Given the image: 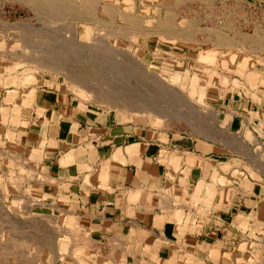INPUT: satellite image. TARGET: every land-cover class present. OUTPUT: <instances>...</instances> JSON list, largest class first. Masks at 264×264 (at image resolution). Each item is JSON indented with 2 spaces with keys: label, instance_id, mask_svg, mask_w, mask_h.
Instances as JSON below:
<instances>
[{
  "label": "crops",
  "instance_id": "crops-1",
  "mask_svg": "<svg viewBox=\"0 0 264 264\" xmlns=\"http://www.w3.org/2000/svg\"><path fill=\"white\" fill-rule=\"evenodd\" d=\"M2 78L0 132L12 131L5 148L14 149L10 154L2 150V161L11 165L15 161L10 155L17 156L18 165L33 167L42 178L33 184L55 187L53 201L60 215L67 212L82 218L105 257L116 258L129 248L127 264L180 262L181 253L193 255L197 263L199 255L208 258L216 243L231 249L240 238L251 239V231L242 232L236 225V214L252 212L256 228L264 227V191L259 187L264 185L257 184L249 192L251 186L242 179V188L238 185L239 191L230 193L236 184L232 170H219L218 163L228 165L235 155L218 141L188 134L172 137L168 132L163 141L161 132L136 117L122 121L98 107L99 111L86 109L84 102L48 83L27 85L19 76ZM11 82L14 89L5 93L2 88ZM235 96L238 94H230L221 102L217 94L215 100L228 111L259 107L247 98L235 104L239 102ZM4 97L9 102L2 101ZM247 100L252 101L249 107ZM164 150L169 155L165 163L161 160ZM190 154L201 161L187 164L184 157ZM220 177H226L225 184H218ZM223 190L228 192V204L218 209ZM78 222L84 225L80 219ZM188 222L189 228H185ZM197 225L198 230L190 229ZM173 241L176 255L171 249Z\"/></svg>",
  "mask_w": 264,
  "mask_h": 264
},
{
  "label": "rangeland",
  "instance_id": "rangeland-1",
  "mask_svg": "<svg viewBox=\"0 0 264 264\" xmlns=\"http://www.w3.org/2000/svg\"><path fill=\"white\" fill-rule=\"evenodd\" d=\"M72 1H74V3H76V5H78L81 10H84V7H81V4H80L82 2L81 0H72ZM97 1L99 3L97 4L96 7H94V9H95L94 11L91 9L92 12H94L91 16L95 15L94 16L95 19H97L99 21H103L104 25H106L105 26L106 28L110 27L111 31H113L115 29L114 26H116V28H117V25H120L119 27H121V25L128 23V21L124 20V17H122L120 14H116L114 16V18L112 16V14L111 15L108 14V12L105 9L106 6L104 5V2H103L106 0H97ZM162 1L163 0H109V1L107 0V2L112 3L111 4L112 9L117 8L121 12L123 11L124 13H131L137 17H141L140 15H143V17H141V18H142V24L145 27L152 25L151 24L152 22H150L151 16H149V15L153 16L156 14H160L161 17L166 15L167 9L165 10V8H163ZM28 5L29 4H26L24 2L23 3L22 2L20 3L19 1L17 2L16 0H0V25H1L0 26V35H3V37H4V38H2V36H0V85L1 86L3 84L2 76H6V75L10 76L11 78H16V76H19L22 79H25L24 76H26V77H28L26 79L27 85L33 83V84H36L39 86L42 83L43 84L46 83V82H41V80L35 79V77H32L33 74L31 71H29L28 74H24L25 68H32V67L35 68L36 65H35V63H32L28 60V58H30L29 57L30 55L27 57L25 52H23V49H24L25 44H29L31 46H34L33 44H36L35 46H37V45H39L40 42L47 44L50 40H49V38L42 39L41 37H38L37 35H38V33H40V32H38L39 30H37V32H36V30H31V29H29L31 31H28V33L30 32L29 34H25L23 36L21 34L20 37L18 35V37L13 38V37H15L16 34H20V31L17 30L18 28L15 27L18 24H20V26H21V24H23L22 26H27V27L29 26V28H31V27L36 28V26L38 25L37 27H40L42 29L45 28V29L49 30L46 33L49 34V32H52L51 37L53 35V38H52L53 42L56 43V45H58V47H60V48L67 47L66 45L70 44V42L72 41L74 47L73 46L70 47L71 49L68 48V52L70 51L69 52V53H71L70 55H73L72 53H75L74 56L77 58H84V56L87 53H90L89 55H92V56H98L99 54L103 55L104 52L106 53V51L111 53L114 50H115L114 51L115 53H117V54L119 53V55H121V56L124 53V55L121 57V59L123 58L121 60V62H117L118 65L122 67V69H120L121 67H119L117 64H116L118 66L117 69L115 67H113L115 65L114 62H111L110 64H108L110 66L111 72L107 68V71L109 73H111V74L114 73L116 75L120 74L122 79L124 77L121 75V73H117L118 69H119V71L121 70V71L127 72V71H130L129 68L131 66H132V68L135 67V64H133V62H131L132 59H130L131 58L130 56H134L133 61L138 59L140 62L143 63L142 68H144V69L139 70L140 72L137 71V73L139 72L138 76L141 77L140 79H138L139 82H137L138 80L137 81L134 80L139 85H141L140 86V87H142L141 90L145 87L143 89V93L141 94L142 97L143 96L146 97L147 95L150 96L152 94L151 98H153V100L150 99L149 96H147V98H149V101L152 100L153 102L155 100H158L160 97L161 100L159 99V101H155L154 103L158 104V102H159L160 103L159 105H161V103H163V104L165 103L166 107L178 106L177 107L178 109H180V110L183 109V107L181 105L177 104L178 100L179 99L181 100L182 98H189V90H190L189 89V86H190L189 83L184 85V82L188 81L190 78H198V77L202 76L204 74L203 73L204 71L202 69L208 70V72H206L207 78H205L204 82H205V85L207 88L214 89V91L208 90L207 93H203L201 95L202 96L201 100H203L204 102H202V103H201V101L198 102L199 99H198L197 95H195L194 98L190 97V104H191V107H193V106H194V108L197 107L199 109L205 110V112H206V110L207 111L211 110V111H215V113L219 114V120H216V125H217V123H219L218 125H222V131H224L225 133L227 132V133L224 134V132H223V135L221 137H218V138L215 137V139H214V136L213 137L208 136V137L212 140L218 141L224 147H227L229 152H232L235 155L233 161H227V162H229L228 165L226 164L225 161L218 163L219 170H222V171H227L228 169L232 170L231 178H233L235 180L236 184H235V186H233L234 189L230 193L233 194L236 191H239L238 185L242 188V185L240 183L242 181V179H244V181L250 186H253L255 184H260V183L264 185V172H263L264 171V97H262V96H264V85L261 87L259 85H252L251 86L247 83L248 81H246L244 79V76H245L247 70L256 71L258 67L264 68V49L263 48H261L262 50L260 48L255 49L254 47L251 46V44L249 46L248 42H245V44L237 43V45L235 44L234 46H226V47L217 46L216 47L213 45L214 41L213 42L212 41H209V42L206 41L207 37H209L210 40H211V38L213 39V37H214L213 34L210 33L211 31H209L208 28L210 30L215 28L218 30H224L226 32L230 30L229 33L234 31L235 34H236V32L237 33L240 32L239 34H241V32L242 33L244 32L243 34H245L247 32L246 34L251 33V35H254L255 32H262L264 30L263 29L264 28V0H184V1L178 0L177 5L175 6V9L177 12V17L174 21V23H175L174 25L178 28L182 27V28L187 29L191 23H193L194 25L196 24L198 27H196L197 29H194L196 31V33L193 35V38H196V39H194V42L189 43V42L181 41L179 39H172V40L166 41L165 38H160V39L156 40L154 38H151V36H149V35H146L144 37L141 36L139 38L143 42H140L137 39L135 40V38L134 39L133 38L128 39L129 37L124 38L125 36L124 35L120 36V34H119V36L117 35L118 37L114 36L113 38L112 37L106 38L107 37L106 34L105 35H103V34L107 31H104V32L101 31L102 34H100L101 35L100 39L102 42V46L98 47L95 45L97 48L93 44H96V40L94 39V36L96 35L95 33L98 32V30L95 29L93 25L85 24L86 33L81 36V35H79L80 23H75L71 19L68 21V18H67V19L63 20V22H57V24L56 23L51 24L52 26H50V24H48V23L41 22L38 19V15L34 12L35 10H33V8H30ZM113 6H115V7H113ZM165 6H168V5H165ZM187 14H189V15H187ZM188 16H192V17H188ZM190 20H192V21H190ZM193 20H195V21H193ZM64 21H65V23H64ZM186 23L187 24L189 23V25L186 26L187 25ZM44 24H46V25H44ZM228 24H229V26H228ZM44 26H46V27H44ZM47 27H49V28H47ZM221 27H224V28H221ZM235 27H236V29H235ZM199 29H202L203 31L199 30ZM205 29L208 30L209 32L206 31ZM75 30H77V31H75ZM197 30H198V32H197ZM201 31L204 33H202ZM32 32H34V33H32ZM93 33H94V35H93ZM27 35H28V37H27ZM22 38L24 40H22ZM37 39H39V40H37ZM60 39H62V40H60ZM25 40H26V42H25ZM75 40L79 41V43ZM38 41H39V43H38ZM175 41H177V42H175ZM83 43H86L88 45L83 44ZM59 44L60 45L62 44V46H60ZM153 46L155 48H157L158 50L157 49L154 50ZM76 48H77V50H76ZM116 48H118V49H116ZM250 48H251V50H250ZM253 48L255 50H253ZM26 50H29V49L27 48ZM93 50H95V51H93ZM14 51L17 53H15ZM24 51H25V49H24ZM99 51L100 52L102 51L103 53L102 52L100 53ZM121 51L123 53L120 54ZM127 51H128V53H127ZM172 55L175 56L174 59L177 62H179V64L181 65L179 67L175 66V65H170L175 70L179 69L178 71H175V72L174 71L173 72L172 71L171 72L166 71L162 67L165 65L164 64L165 60L167 58H172L173 57ZM203 55H208L207 60L202 59ZM78 56H80V57H78ZM22 57H23L24 61L22 60ZM126 59H128V60H126ZM15 60L16 61L21 60L22 62L20 65L16 64L17 66L15 65V67H13L11 62H13ZM126 63H128V64H126ZM90 64L91 65H87V66H90L92 68L95 66V64L92 62ZM9 65H11V66H9ZM81 66L82 65H80V67ZM211 68H217L218 73L216 72V74L219 75L218 77L216 76L215 72L213 74V70H211ZM114 69L117 71H115ZM149 70L152 72H149ZM258 70H259V68H258ZM167 72H170V73H167ZM149 73H151V75H152V73L153 74L155 73L154 75H157L159 77L158 80H154L153 77H148V76H151V75H149ZM37 74H38V77L40 79V76L42 75V73L39 72ZM140 74L143 76H141ZM43 75H45V74H43ZM143 77H145V78H143ZM261 77L262 76H260V78ZM48 78H49L50 82L51 81L59 82L60 79L62 78V75L50 74ZM142 79L145 81H142ZM218 79H219V81H218ZM66 80H68V79H66ZM224 80H227V82ZM6 81H8V79ZM147 82L150 83V86ZM164 82H165V84H164ZM166 83H167V85H166ZM244 83H246V84L244 85ZM138 84L134 85V83H133V87L135 86V89H137L136 87L139 86ZM53 86H55V85H53ZM151 86H153V87H151ZM166 86L170 87L171 91L176 92V94H177L176 96H178L177 99L179 97H181V98H179L177 100L176 96H174V94L169 95L170 94V93L168 94L169 88L168 87L165 88ZM4 87L5 88H2L4 91L12 90V89H14L15 84L13 82H11V83L5 84ZM64 87L65 88H63V87H59V88L67 91L69 96L74 97L75 100L84 102L86 104V106H85L86 109L90 108L92 110H98V111H99V109L104 110L106 112H110L117 119L122 120V121H130L134 117H136L137 119L141 120L144 123H149L157 132H161L160 133V135H161L160 139L163 141H165L166 132H168L169 135L172 134V137H178L179 135L188 134V135L193 136V137H199V139H200V137H203V139H206V140L209 139V138H207V136H204V134L197 131V127H198V129L202 130L201 126L200 127L197 126L194 128L190 125V123H192L191 119H189V121L187 123L183 120H177V119L172 120V118H169V119L164 120L166 122L165 125H156V124L151 123L150 118L148 117L147 114H136L135 116H132V119L125 120L126 118H124L123 115L117 110V108H120L119 107L120 105H118V107L116 106L117 108H112V107L108 106L107 104H106L107 105L106 106L104 103L103 104H100V102L95 103V102H93L94 100H92V97L89 98L91 100L87 99L88 97L82 98V96H78L79 94L76 93L74 90H73L74 92L72 91V89L70 90L68 85L64 86ZM149 87H151V89ZM157 87L160 90V92L158 91L156 93L155 91H157ZM152 88H156V89H154V91H153ZM165 89H167V90H165ZM163 90L165 91V93H167L166 95L163 92ZM178 90L182 92L180 95H178L179 93H177ZM216 90L218 92L221 90V92H220L221 95L219 93H217ZM244 91L246 93H244ZM145 92H148L151 94H148ZM153 92L155 95L153 94ZM161 92H163L164 94ZM144 93L147 95L145 96ZM159 93H161V96L163 94V96L161 97ZM234 93L238 94V96H235L234 98L239 101V102H235V104H239V103H241L240 101L247 98V99H251L259 107H256V110L244 109V111H243V109L239 110V109H234L235 107H233V109L231 108L232 110L228 111V110H225V108H224L225 105H224V107H220L217 105V104H220L221 102L225 101V99H227V97H229L230 94H234ZM217 94L221 98V102L215 100V99H217ZM153 95L156 97L158 96L157 99H155V97ZM171 96H173V97L171 98ZM168 97L170 100L168 99ZM163 99L164 100L166 99L167 101L166 100L164 101ZM0 100H1V97H0ZM173 100L174 101L176 100V103L173 102ZM161 101H163V102H161ZM252 101L249 102L247 100V102H245L246 107H249L248 104L249 105H250V103L252 104ZM0 103H1V101H0ZM171 103H173V104H171ZM179 103H181V102L179 101ZM231 106L232 105L228 106V108H230ZM242 106L243 105H241L240 107H242ZM172 110L175 111V109H171V111ZM254 113H255V115H253ZM221 116H223V117H221ZM224 120H225V124H221V122H223ZM209 123H210V121H209ZM213 124L216 127L215 122ZM196 131L199 133H197ZM2 135H3L4 139L2 138ZM7 140H8V135L0 132V152H1L0 155H1V157L3 155L2 150L4 151V153L7 152L9 154H10V151H11V153L14 152L13 148L11 150L5 151L6 150L5 142ZM239 145H243V146H239ZM245 146H247V147H245ZM245 149H246V152H245ZM219 150L227 151V149H224V148H220ZM10 156H11V159L15 161L14 164L9 165L5 161L4 162L2 160L0 161V175L4 176V177L2 176V179H0V231H1V233H0V254H1L0 255V261H1L0 264H67L68 262H70L68 264H81V263H79V259H77V257H76L77 256L76 253H78V247L74 246L75 244L73 245V243L75 241L73 242L72 239L62 238V237H65V235H64L65 233H63L64 231H66L67 234L69 235V233L71 234L70 231H72V230L70 229V227L67 228L64 225V221H63L64 217L68 213L66 212L67 213L66 215H65V213L60 215V213H62V212H59V209H57L55 206V203L53 201L55 189H53L54 191L52 193V191L49 190V187H51V186H42L39 184H33V181H35L36 179L41 181L42 178L40 176H37V175H34V176L31 175L32 177L30 176V174L24 175V171H23L24 169H26V168L32 169L33 167L20 166V165H18V161H17L18 157L14 156V155H10ZM223 162H225V163H223ZM243 166H244V168H242ZM203 168H204V165H203ZM243 169H244V173H243ZM8 172L11 174H8ZM27 175H28V178H26V182L29 184V187H35L36 188V193L33 195L34 198L38 199L39 202L41 203V205H43V206L34 205L31 208H32V210H34V212L36 211V213H39L37 218H40V221H44V223L43 222L40 223V221H35V220H38L37 218L36 219H34V218H30V219L28 218L27 219V218L15 217V214L13 212V208L10 206V202L13 200V198H17L16 200H18V198H20V197H18L20 192H18L17 189L15 190L17 185H14V184L18 180L21 187H24L23 186V183L25 181L24 176L27 177ZM14 176L16 179L13 178ZM258 177H260V178H258ZM226 181H227L226 177H224V178L220 177V182H218V184H221V185L225 184ZM2 186H5L7 188V190L4 191V188H2ZM41 191H43L44 193L41 196H37L36 194H40ZM5 193H6V195H5ZM45 193L49 194V195L52 194L51 195L52 198H48V195H46ZM227 202L224 204L218 205V208H220L224 205H227ZM50 204L53 205L52 206L53 208H51ZM5 211H7V213H5ZM250 213H252V212H250ZM4 214L6 217H4ZM52 214H54V215H52ZM1 215H3V216H1ZM240 215H243V213L240 212V213L236 214L237 217H239ZM244 215H246V214H244ZM7 216H8V218H7ZM45 216H47V217H45ZM15 219H16V221H15ZM19 219H20V221H21V219L23 221L20 222ZM78 219H80L81 222H83V224L85 225L84 226L80 222H78L79 228L81 227L80 229H83V228L85 229V230L84 229L81 230L82 231L81 234L85 233L86 234L85 237H87V239L89 240V238H92V237L90 236V233H89L88 224L85 221H83L82 218H77V220ZM27 220H29V223H27L28 222ZM248 221H249L248 228H246L245 230L242 229V227H241L242 225L239 226L238 222H237L238 225L237 224L236 225L238 226V228L242 232L246 231V230L251 231L252 234L251 235L249 234L251 239H249V237L248 238L242 237L235 244L234 248H231V249L230 248H222L220 242L216 243V244H220V247H221V248L220 247L218 248L219 249V251H218L219 258H217V259H214L212 257L207 258L206 256L203 257V256L199 255V258H198L197 263H196V261H195L196 259L194 258L193 255H190V254L183 255L184 256V258H183V256H181V254H180L178 256L182 260L180 262H175L172 264H200L201 262H203V259H206V262H205L206 264L211 263V261L213 264H217V263L218 264H238L239 262L236 261V256H238V254H241L242 258L246 261V264H256L257 259L255 258L254 254H255V252L260 251V249L262 251L261 244H263V241H264V231H263L264 227H263V225H261V227H263V230H259L258 228H256L257 222L255 221L254 218H248ZM19 222H20V224H19ZM192 223H193V220H192ZM12 224H14V225H12ZM38 224H40V225H38ZM21 225L23 226V229H21V227H22ZM32 225L34 228L32 227ZM188 225H190L189 222L186 223L185 228L188 227ZM198 226L199 225H197L196 227L191 226L190 228H191V230H194V229L198 230L199 229ZM28 227H31V228L28 229ZM44 227H45V229H43ZM49 230H50V232L51 231L52 232L50 233ZM56 230H58V231H56ZM61 230H63V231H61ZM15 233H16L17 238L14 237ZM34 233L36 235H34ZM20 234L23 237H21ZM53 234H56V237H54ZM258 234H260V235H258ZM18 235L20 238L18 237ZM49 235H50V237H49ZM37 236L42 237V239L44 237V239H43L44 241H42V239L40 237H39V239H37L38 238ZM12 237H14V240L12 239ZM25 237H27L28 239ZM33 237L39 241L37 242V240H35L36 241L35 242L33 240L34 239ZM21 238H24V239H22L20 241ZM46 239L48 240V242L51 240L55 244L51 241H50L51 243L50 242L48 243L46 241ZM70 240H71V242H70ZM90 240H89L90 242L88 241L90 243L89 246L94 251V253H93L94 255H92V257H91V263L92 264H97L99 262H102V264H121L120 262H122L123 259H125V262H127V260H126L127 253L126 252H128L129 250L131 251V249L125 248L124 249L126 251V252H124L125 254L122 253L123 255L120 254L116 258L111 256L110 258H112V259H110L109 257H105L103 254H101V252L98 249L97 245L95 244V240L93 238ZM178 240H179V238H178ZM242 240L245 242V246L239 247L240 242ZM14 241H16V242H14ZM22 241H24V243ZM45 241L47 243H43ZM175 241H177V240H175ZM175 241L172 242L171 249L176 255L178 249H176L174 244H173ZM17 242H19V243H17ZM27 243H28V245H27ZM36 243H38V244H36ZM52 243H53V245H52ZM60 243L63 244V246H64V251H62V252H60V250L58 249V246L60 248V245H59ZM44 244H47V245H44ZM35 245L36 246L40 245V246L36 247ZM48 245L50 247L52 245L53 247L50 248ZM34 246L36 247L37 252L35 251ZM74 247H76V248H74ZM173 247H174V249H173ZM257 247L258 248L261 247V248L259 250H257ZM1 249H4V250H1ZM49 249H51V251ZM53 249H55L56 251L55 250L52 251ZM6 250L9 252V254L7 253ZM38 250H40V251H38ZM84 250L86 251L87 249H84ZM189 251H191V250L189 249ZM66 253H68V254H66ZM2 254L5 257L2 256ZM53 254H54V257L52 259ZM175 255L173 254L171 256L172 257L171 260L174 261ZM55 256H56V259H55ZM35 257H37V258H35ZM186 258H188V260ZM190 258H191V260H190ZM220 258H222L224 260L222 261V259H220ZM165 260H167V257L165 258ZM214 260H217V261H214ZM226 260H228V261H226ZM113 261H114V263H113ZM39 262H41V263H39ZM109 262H111V263H109Z\"/></svg>",
  "mask_w": 264,
  "mask_h": 264
},
{
  "label": "bare ground",
  "instance_id": "bare-ground-1",
  "mask_svg": "<svg viewBox=\"0 0 264 264\" xmlns=\"http://www.w3.org/2000/svg\"><path fill=\"white\" fill-rule=\"evenodd\" d=\"M17 2L19 1L20 3L22 2H24V3H26V4H29L28 6L30 7V8H33V10H35L34 12L38 15V19L41 21V22H43V23H48V24H50V26H52L51 24H57V22H63V20H65V19H67L68 18V21L71 19V20H73L75 23H80V25H79V35H84L85 33H86V31H85V24H91V25H93L94 26V28L95 29H97L98 30V32L97 33H95L96 35L94 36V39L96 40V44H93L94 46L96 45V46H102V42H101V35L100 34H102L101 33V31L102 32H104V31H107V32H105L103 35H105L106 34V38H109V37H114V36H119V34H120V36L121 35H124L125 37L124 38H128V39H134L135 38V40L137 39L138 41H140V42H143L142 40H140L139 38L141 37V36H146V35H149V36H151V38H154V39H160V38H165L166 39V41L168 40H172V39H179V40H181V41H184V42H189V43H191V42H194V39H196V38H193V35L196 33V31L194 30V29H197L196 27H198L196 24V26L193 24V23H191L190 24V26H188L189 25V23L186 25V26H188V28L187 29H185V28H178V27H176L174 24V21H175V19H176V17H177V12H176V9H175V6L177 5V3H178V0H163L162 1V5H163V8H165V10L167 9V13H166V15L165 16H163V17H161L160 16V14H156V15H149V16H151V20H150V22H152L151 24V26L149 25L148 27H145L143 24H142V18L141 17H143V15H140L141 17H137V16H135V15H133V14H131V13H124L123 11L121 12V11H119L117 8L115 9V8H113L112 9V3L111 2H107V0L106 1H103L104 2V5L106 6V11L108 12V14H112V16H113V18H114V16L116 15V14H120L122 17H124V20H126V21H128V23H125L124 25H121V27H119L120 25H117V28H116V26H114L115 27V29L113 30V31H111V29H110V27L109 28H106L105 26L106 25H104V22L103 21H99V20H97V19H95V15L94 16H91L94 12H92V10L94 11L95 9H94V7H96L97 6V4L99 3L97 0H81L82 2L80 3L81 4V7H84V10H81L80 8H79V6L78 5H76V3H74V1H72V0H16ZM109 1V0H108ZM184 1V0H183ZM182 4V3H181ZM165 5H168V6H165ZM108 7V8H107ZM113 7H115V6H113ZM188 8V7H187ZM209 8V7H208ZM83 9V8H82ZM92 9V10H91ZM158 9V8H157ZM179 10V9H178ZM96 13V12H95ZM241 13V12H240ZM107 14V13H106ZM136 14V13H135ZM179 14V13H178ZM186 14V13H185ZM184 14V15H185ZM164 15V14H163ZM187 15H189V14H187ZM186 15V16H187ZM193 16V15H192ZM192 16H188V17H192ZM211 16V15H210ZM111 17V16H110ZM109 17V18H110ZM195 17V16H194ZM97 18V17H96ZM112 18V17H111ZM196 19V18H195ZM228 20V19H227ZM190 21H192V20H190ZM193 21H195V20H193ZM245 21V20H244ZM72 22V21H71ZM64 23H65V21H64ZM25 24V23H24ZM107 24V23H106ZM217 24V23H216ZM219 24V23H218ZM224 24V23H223ZM11 25V24H10ZM23 24H21V26H20V24H18V25H16L15 27H17L16 29L17 30H19L20 31V34H16L15 35V37H13V38H16V37H18V35H19V37H20V35L22 34V36L23 35H25V34H29L28 33V31H31V30H36V32H37V30H39L38 32H40V33H38V37H41L42 39H45V38H49V42L47 43V44H45V43H43V42H40L39 43V41H38V43H39V45H37V46H35L36 44H33L34 46H31V45H29V44H25L24 45V49H25V51H24V49H23V52H25V54L27 55V57L29 56L30 58H28V60L30 61V62H32V63H35V68H25V70H24V74H28V72L29 71H31L32 72V74H33V76L32 77H35V79H37V80H41V82H46V83H49V84H52V85H55V86H57V87H63V88H65L64 86H67L68 85V87L70 88V90L72 89V91L74 90L76 93H78L79 95L78 96H82V98L83 97H88L87 99H89V98H91L92 97V100H94L93 102H95V103H99L100 102V104H107L108 106H110V107H112V108H117L118 107V105H120L119 107L120 108H117V110L123 115V117L124 118H126L125 120H129V119H132V116H135L136 114H147L148 115V117L150 118V121H151V123L152 124H156V125H165L166 124V122L164 121V120H166V119H169V118H172V120L173 119H177V120H183V121H185V122H187L188 123V121H189V119H191L192 120V123H190V125L192 126V127H197V126H201L202 127V130H200V129H198V127H197V131H199L200 133H202V134H204V136H207V138H209L208 136H210V137H213L214 136V139H215V137H221L222 135H223V132L224 131H222V125H218L219 123H217V125H216V120H219V114H217V113H215V111H211V110H206V112H205V110H202V109H199V108H197V107H195L194 108V106L193 107H191V104H190V97L192 98H194V96L195 95H197L198 96V102H200L201 101V103L202 102H204L203 100H201L202 99V94L203 93H207L208 92V90H212V91H214V89H211V88H207L206 87V85H205V82H204V80H205V78H207V75H206V72H208V70H205V69H202L204 72V74L202 75V76H200V77H198V78H190L188 81H185L184 82V85L185 84H188L189 83V98H182L181 100L179 99V98H181V97H179L178 99H177V97L178 96H176L177 94H176V92L175 91H171L170 90V87H168V86H166L165 88H169L168 89V94L169 95H173L174 94V96H176V99L178 100V103L177 104H179V105H181L182 107H183V109H178L177 107L178 106H176V107H173V106H168V107H166L165 106V103L163 104V103H161V105H159L160 103L158 102V104L157 103H154L155 101H159V99L161 100V98L159 97V99L158 100H155L154 102L152 101L153 100V98H151V93H148V92H145V93H148V94H151L150 96L149 95H147V94H145V96L147 95V96H149V98L150 99H152L151 101H149V98H147V96L146 97H142V93H143V89L145 88H143L142 90H141V88L142 87H140L141 85H139L137 82H139V80L138 79H140L141 77L140 76H138L139 74V70H141V69H144V68H142V62H140L138 59L137 60H135V61H133V59H134V56H130L131 58L130 59H132V61L131 62H133V64H135V67H133L132 68V66L129 68L130 69V71H127V72H125V71H119V69H118V72L117 73H121V75L124 77L123 79L121 78V76H120V74H111V73H109L108 71H107V68H108V70H110V66L108 65V64H110L111 62H114V66L113 67H115L116 69H117V67L119 66L118 65V63L117 62H121V60L123 59H121V57L124 55V53L121 51L120 52V54L121 53H123L122 54V56L121 55H119V53L117 54V53H115L114 51L113 52H108V51H106V53L104 52V54L103 55H98V56H92V55H89L90 53H87L85 56H84V58H77V57H75L74 55H75V53H72L73 55H70L71 53H69L68 52V48L69 49H71L70 47H72L73 46V43H72V41L70 42V44H67L66 46L67 47H65V48H60V47H58V45H56V43H54L53 42V35H52V37H51V34H52V32H49V34H47L46 32H48L49 30H47V29H45L44 27H46V26H44L43 28L44 29H42V28H40V27H37L36 26V28L35 27H31V28H29V26L27 27V26H22ZM44 25H46V24H44ZM220 25V24H219ZM227 25V24H226ZM231 25V24H230ZM1 26V25H0ZM108 26V25H107ZM206 26V25H205ZM228 26H229V24H228ZM113 27V28H114ZM47 28H49V27H47ZM64 28V27H63ZM70 28V27H69ZM190 28V29H189ZM221 28H224V27H221ZM234 28V27H233ZM232 28V29H233ZM255 28V27H254ZM29 29H31V30H29ZM53 29V28H52ZM207 29V28H206ZM205 29V30H206ZM227 29V28H226ZM235 29H236V27H235ZM264 29V28H263ZM96 30V31H97ZM199 30H202V29H199ZM208 30L209 31H211L210 33L211 34H213V39L211 38V40H210V38L209 37H207L206 38V41H214V43H213V45L214 46H220V47H226V46H234L235 44L237 45V43H243V44H245V42H248L249 43V46H250V44H251V46L252 47H254L255 49H258V48H263L264 49V30L262 31V32H255L254 33V35H251V33L250 34H243L242 32H241V34H239V33H237L236 32V34H235V32L233 31V32H231V33H229V31H224V30H218V29H212V30H210L209 28H208ZM208 30H206V31H208ZM261 30V29H260ZM259 30V31H260ZM75 31H77V30H75ZM91 31V30H90ZM203 31V30H202ZM201 31V32H202ZM208 31V32H209ZM224 31V32H223ZM18 32V31H17ZM119 32V33H118ZM197 32H198V30H197ZM13 33V32H12ZM11 33V34H12ZM16 33V32H15ZM32 33H34V32H32ZM31 33V34H32ZM94 33H93V35H94ZM202 33H204V32H202ZM207 33V32H206ZM209 33V34H210ZM14 34V33H13ZM201 34V33H200ZM210 34V35H211ZM55 35V34H54ZM206 35V34H205ZM208 35V34H207ZM0 36H2V38H4L3 37V35H0ZM21 36V37H22ZM56 36V35H55ZM63 36V35H62ZM92 36V35H91ZM117 36V37H118ZM197 36V35H196ZM27 37H28V35H27ZM37 37V38H38ZM59 37V36H58ZM66 37V36H65ZM86 37V36H85ZM103 37V36H102ZM26 38V37H25ZM40 38V39H41ZM51 38V39H50ZM60 38V37H59ZM29 39V38H28ZM56 39V38H55ZM22 40H24L23 38H22ZM37 40H39V39H37ZM60 40H62V39H60ZM74 40V39H73ZM93 40V39H92ZM30 41V40H29ZM57 41V40H56ZM55 41V42H56ZM75 41H77V40H75ZM81 41V40H80ZM196 41V40H195ZM198 41V40H197ZM203 41V40H202ZM201 41V42H202ZM25 42H26V40H25ZM58 42V41H57ZM63 42V41H62ZM78 43H79V41H77ZM82 42V41H81ZM175 42H177V41H175ZM145 43V42H144ZM206 43V42H205ZM22 44V43H21ZM83 44H86V43H83ZM142 44V43H141ZM146 44V43H145ZM23 45V44H22ZM60 45V44H59ZM75 45V44H74ZM86 45H88V44H86ZM85 45V46H86ZM152 45V44H151ZM60 46H62V44L60 45ZM77 46V45H76ZM75 46V47H76ZM84 46V45H83ZM93 46V47H94ZM95 46V47H96ZM146 46V45H145ZM74 47V46H73ZM94 47V48H95ZM147 47V46H146ZM251 47V48H252ZM29 49V50H26V49ZM88 48V47H87ZM97 48V47H96ZM121 48V47H120ZM119 48V49H120ZM251 48H250V50H251ZM253 48V50H255ZM17 49V48H16ZM79 49V48H78ZM113 49V48H112ZM116 49H118V48H116ZM123 49V48H122ZM153 49L155 50V49H157V48H155L154 46H153ZM76 50H77V48H76ZM90 50V49H89ZM103 50V49H102ZM126 50V49H125ZM158 50V49H157ZM262 50V49H261ZM88 51V50H87ZM93 51H95V50H93ZM97 51V50H96ZM117 51V50H116ZM15 52V51H14ZM22 52V51H21ZM82 52V51H81ZM89 52V51H88ZM91 52V51H90ZM100 52V51H99ZM102 52V51H101ZM100 52V53H101ZM15 53H17V52H15ZM103 53V52H102ZM127 53H128V51H127ZM152 53V52H151ZM82 54V53H81ZM22 55V54H21ZM24 55V54H23ZM126 55V54H125ZM20 56V55H19ZM173 56V55H172ZM26 57V58H27ZM75 57V58H74ZM78 57H80V56H78ZM175 56H173L172 58H167L166 60H165V62H164V66H162L163 67V69L164 70H166V71H178V70H175L173 67H171L170 65H175V66H181L180 64H179V62H177L175 59ZM207 58H208V55H203L202 56V59L203 60H207ZM22 60H23V57H22ZM126 60H128V59H126ZM216 60V59H215ZM24 61V60H23ZM21 60H15V61H13V62H11L12 63V65H13V67H15V65L16 64H18V65H20L21 64ZM94 63L95 64V66L92 68V67H90V66H87V65H91L90 63ZM124 63V62H123ZM129 63V62H128ZM128 63H126V64H128ZM84 64V65H83ZM118 66H117V65ZM132 64V65H133ZM80 65H82L81 67H80ZM123 65V64H122ZM191 65V64H190ZM9 66H11V65H9ZM17 66V65H16ZM124 66V65H123ZM144 66V65H143ZM21 67V66H20ZM119 67H121V66H119ZM207 67V66H206ZM208 68V67H207ZM258 68H259V70H258ZM257 68V70L256 71H253V70H247L246 71V74H245V76H244V79L246 80V81H248L247 83L249 84V85H259L260 87L261 86H263L264 85V68H260V67H258ZM120 69H122V67L120 68ZM124 69V68H123ZM148 69V68H147ZM115 70V69H114ZM201 70V69H200ZM199 70V71H200ZM201 70V71H202ZM211 70H213V74H214V72H215V74H216V72H217V68H211ZM115 71H117V70H115ZM137 71H139L138 73H137ZM39 72H41L42 73V75L40 76V79H39V77H38V74L37 73H39ZM110 72H111V70H110ZM149 72H152V71H150L149 70ZM170 72H167V73H170ZM2 73V72H1ZM137 73V74H136ZM148 73V72H147ZM191 73V72H190ZM218 73V72H217ZM22 74V73H21ZM43 74H45V75H43ZM50 74H60V75H62V78L60 79V81L59 82H54V81H51L50 82V80H49V75ZM136 74V75H135ZM155 74V73H154ZM153 73H152V75H151V73H149V75H151V76H148V77H153V79L154 80H158V76L157 75H154ZM141 75V74H140ZM148 75V74H147ZM29 76V75H28ZM141 76H143V75H141ZM198 76V75H197ZM216 76L218 77L219 75L218 74H216ZM230 76V75H229ZM260 76H262L261 78H260ZM166 77V76H165ZM227 77V76H226ZM24 78L25 79H27L28 77H26V76H24ZM143 78H145V77H143ZM66 79H68V80H66ZM220 79V78H219ZM219 79H218V81H219ZM225 79V78H224ZM133 80V81H132ZM137 81V82H135V81ZM142 81H145V80H143L142 79ZM141 81V82H142ZM164 81V80H163ZM224 81H226L227 82V80H224ZM245 81V82H246ZM40 82V83H41ZM161 82V81H160ZM159 82V83H160ZM133 83H134V85L135 84H138L139 86H137L136 88L137 89H135V86L133 87ZM148 83V82H147ZM146 83V84H147ZM163 83V82H162ZM168 83V82H167ZM167 83H166V85H167ZM207 83V82H206ZM229 83V82H228ZM43 84V83H42ZM141 84V83H140ZM144 84V83H143ZM149 84V86H150V83H148ZM147 84V85H148ZM155 84V83H154ZM161 84V83H160ZM164 84H165V82H164ZM227 84V83H226ZM246 83H244V85H245ZM143 86V85H142ZM145 86V85H144ZM155 86V85H154ZM160 86V85H159ZM158 86V87H159ZM215 86V85H214ZM243 86V85H242ZM151 87H153V86H151ZM151 87H149L150 89H151ZM158 87H157V91H155L156 93L159 91L160 92V90L158 89ZM257 87V86H256ZM18 88V87H17ZM23 88V87H22ZM147 88V87H146ZM25 89V88H24ZM29 89V88H28ZM35 89V88H34ZM154 89H156V88H152V90L154 91ZM162 89V88H161ZM176 89V88H175ZM32 89H30V91H31ZM148 90V89H147ZM151 90V91H152ZM165 90H167V89H165ZM14 91V90H13ZM29 91V90H28ZM73 91V92H74ZM142 91V92H141ZM162 91V90H161ZM179 91V90H178ZM177 91V93H179L178 95H180L182 92L181 91H179L178 92ZM231 91V90H230ZM163 92L165 93V91L163 90ZM163 92H161V93H163ZM167 92V91H166ZM216 92L217 93H219L220 94V92H221V90L218 92L217 90H216ZM5 93H7V91L5 92ZM5 93H4V95H5ZM29 93H31V92H29ZM161 93H159L160 94V96H161ZM163 93V94H164ZM244 93H246L245 91H244ZM94 94V95H93ZM153 94H154V92H153ZM163 94H162V96H163ZM167 93H165V95H166ZM184 94V93H183ZM1 95H2V93H1ZM8 95H10L9 93H8ZM7 95V96H8ZM12 95L13 96H15L13 93H12ZM19 95H21V94H19ZM23 95V94H22ZM25 95H27V93L25 94ZM30 95V94H29ZM33 95V94H32ZM155 95V94H154ZM153 95V96H154ZM164 95V96H165ZM221 95V94H220ZM13 96H10V98L11 97H13ZM161 96V97H162ZM17 97V96H16ZM19 97V96H18ZM33 97V96H32ZM32 97H31V95H30V98L29 99H31L32 100ZM155 97V99H157V97L156 96H154ZM173 96H171V98H172ZM262 97H264V96H262ZM8 99H9V96L7 97ZM14 98V97H13ZM24 98H26V97H24ZM35 98V97H34ZM167 98V97H166ZM212 98V97H211ZM4 99H6L5 97H4ZM4 99H2V101H8L9 102V100L8 99H6V100H4ZM12 99V98H11ZM10 99V100H11ZM168 99H169V97H168ZM89 100H91V99H89ZM164 100V99H163ZM166 100V99H165ZM164 100V101H165ZM170 100V99H169ZM168 100V101H169ZM196 100V99H195ZM194 100V101H195ZM1 101V100H0ZM23 101V100H22ZM33 101V100H32ZM167 101V100H166ZM172 101V100H171ZM179 101L181 102V103H179ZM25 101H23V103H24ZM161 102H163V101H161ZM173 102H175L176 103V100L174 101L173 100ZM11 103H13V102H11ZM22 103V102H21ZM27 103V102H26ZM31 103V102H30ZM163 104V105H162ZM171 104H173V103H171ZM170 104V105H171ZM194 104V103H193ZM106 105V106H107ZM21 106V105H20ZM20 106H19V108H20ZM117 106V107H116ZM36 107V106H35ZM109 107V108H110ZM181 107V108H182ZM16 108V107H15ZM18 111H19V109L18 108H16ZM171 109H175V111L174 110H172L171 111ZM18 111H15V112H18ZM18 114H20V113H18ZM15 115H17V113L15 114ZM21 115V114H20ZM253 115H255V113L253 114ZM19 116V115H18ZM21 117V116H20ZM145 117V116H144ZM221 117H223V116H221ZM7 118H8V116H7ZM7 120V119H6ZM168 121V120H167ZM209 121H210V123H209ZM212 121V122H211ZM215 122V125H216V127L214 126V123ZM221 124H225V120L223 121V122H221ZM195 130V129H194ZM9 131V130H8ZM7 131V132H8ZM196 131V132H197ZM227 131V130H226ZM11 132L12 131H10V133H6V135H8V140L10 141V139H12V135H11ZM199 132H197V133H199ZM227 133V132H226ZM225 132H224V134H226ZM229 133V132H228ZM231 134V133H230ZM2 138H3V135H2ZM166 138V137H165ZM4 139V138H3ZM210 139V138H209ZM166 140V139H165ZM210 140H212V139H210ZM218 140V139H217ZM215 141V140H214ZM239 141V140H238ZM222 142V141H221ZM229 142V141H228ZM224 144V143H223ZM237 145V144H236ZM238 146V145H237ZM239 146H243V145H239ZM5 147V146H4ZM229 147V146H228ZM245 147H247V146H245ZM237 148V147H236ZM162 149V148H161ZM6 151V150H5ZM242 151V150H241ZM162 152V158H161V160H162V162L163 163H165V161L167 162V158H168V153L166 152V150H164V151H161ZM245 152H246V149H245ZM1 153V152H0ZM187 153H189V152H187ZM160 156V155H159ZM5 157V156H4ZM186 157L187 158H185L184 157V159H186V163L187 164H189V165H193V164H198L201 160H200V158H198V157H196V156H194V155H186ZM252 157V156H251ZM1 158H3V155H2V157H1V155H0V161L2 160ZM6 159V158H5ZM174 159V158H173ZM172 160V159H171ZM15 163V162H14ZM28 163V162H27ZM10 164V163H9ZM35 165V164H34ZM32 166V165H31ZM24 169V168H23ZM24 171V175H26V174H30V176L31 175H36V172L34 171V169H24L23 170ZM39 172V171H38ZM260 172V171H259ZM264 172V171H263ZM105 174V173H104ZM28 175H27V177H25L24 176V179H25V181H24V183H23V186L24 187H21V185L19 184V181L17 180V182L14 184V185H17L16 186V188H15V190L17 189V191L18 192H20L19 193V195H18V197H20V198H18V200H16L17 198H13V200L10 202V206L13 208V212H14V214H15V217H19V218H34V219H36L37 218V216H38V214L39 213H36V211L34 212V210H32V208L31 207H33L34 205H41V203L39 202V200L38 199H36V198H34V194L36 193V188L35 187H29V184L26 182V178H28ZM258 175V174H257ZM3 176V175H2ZM2 176L0 175V179H2ZM4 177V176H3ZM32 177V176H31ZM257 177V176H256ZM13 178H15V176L13 177ZM45 178V177H44ZM258 178H260V177H258ZM16 179V178H15ZM14 179V180H15ZM49 179V178H48ZM7 180V179H6ZM52 180V179H51ZM260 180V179H259ZM3 181V180H2ZM6 182V181H5ZM102 182V181H101ZM11 183V182H10ZM3 185V184H2ZM7 185V184H6ZM13 185V186H14ZM20 185V186H19ZM255 186H258L257 184H255V185H253V186H251L250 187V192H252L253 191V189H254V187ZM248 187V186H247ZM259 187H261V189L264 191V188L260 185ZM2 188H4V191L5 190H7V188L5 187V186H2ZM55 187H49V190H51L52 191V193H53V189H54ZM3 190V189H2ZM4 193V192H3ZM44 192L43 191H41L40 192V194H36L37 196H41L42 194H43ZM46 194V193H45ZM5 195H6V193H5ZM46 195H48V198H52V194L51 195H49V194H46ZM51 196V197H50ZM228 201V192L226 191V190H223V191H221V193H220V203H219V205L220 204H224V203H226ZM228 204V203H227ZM51 205V204H50ZM218 205V204H217ZM216 205V206H217ZM53 205H51V208H53L52 207ZM215 206V207H216ZM215 207H213L214 209H215ZM218 208V207H217ZM219 209V208H218ZM217 210V209H216ZM59 212H60V210H59ZM5 213H7V211H5ZM3 214V213H2ZM67 213H65V215H66ZM52 215H54V214H52ZM94 215V214H93ZM1 216H3V215H1ZM9 216V215H8ZM8 216H7V218H8ZM40 216V215H39ZM236 216V215H235ZM245 215H240L239 217H235V219H236V221L238 222V224H239V226L240 225H242L241 227H242V229L243 230H245L246 228H248V223H249V221H248V218H250L251 217V213L250 214H248V215H246L245 217H244ZM4 217H6L5 216V214H4ZM45 217H47V216H45ZM76 217V216H75ZM72 214H67L65 217H64V219H63V221H64V225L68 228V227H70V229L72 230V231H70L71 232V234L69 233V235L67 234V232L66 231H64L63 233H65L64 235H65V237H62V238H65V239H72L73 240V245L74 246H76V247H78V253H76L77 254V259H79V263H81V264H92L91 263V257H92V255H94L93 253H94V251L92 250V248H90V246H89V242L91 241L90 239H92V238H89V240L87 239V237H85L86 236V234L85 233H83V234H81L82 233V231L81 230H83V229H80L79 228V225H78V220H77V218H75ZM13 218V217H12ZM11 218V219H12ZM49 218V217H48ZM101 218V217H100ZM38 220H35V221H40V218H37ZM46 219V218H45ZM234 219V220H235ZM9 220V219H8ZM44 220V219H43ZM49 220V219H48ZM51 220V219H50ZM3 221V220H2ZM10 221V220H9ZM15 221H16V219H15ZM18 221V220H17ZM19 221H20V219H19ZM21 221H23L22 219H21ZM20 221V222H21ZM28 221V222H27ZM26 222L27 223H29V220H27ZM34 221V220H33ZM46 221V220H45ZM20 222H19V224H20ZM41 222H43L44 223V221H40V223ZM47 222V221H46ZM237 222H236V224H237ZM31 223V222H30ZM35 223V222H34ZM33 223V224H34ZM37 224V223H36ZM237 224V225H238ZM12 225H14V224H12ZM18 225V224H17ZM24 225V224H23ZM38 225H40V224H38ZM44 225V224H43ZM6 226V225H5ZM8 226V225H7ZM22 226V225H21ZM48 226V225H47ZM46 226V227H47ZM10 227V226H9ZM12 227V226H11ZM19 227V226H18ZM32 227H33V225H32ZM5 228V227H4ZM20 228V227H19ZM29 228H31V227H28V229ZM34 228V227H33ZM49 228V227H48ZM21 229H23V226L21 227ZM43 229H45V227L43 228ZM191 229V228H190ZM51 230V229H50ZM50 230H49V232H50ZM85 230V229H84ZM251 230V229H250ZM259 230H263V228L262 227H260L259 228ZM54 231V230H53ZM56 231H58V230H56ZM61 231H63V230H61ZM264 231V230H263ZM27 232V231H26ZM37 232V231H36ZM52 232V231H51ZM50 232V233H51ZM0 233H1V231H0ZM13 233V232H12ZM31 233V232H30ZM56 233V232H55ZM60 233V232H59ZM9 234V233H8ZM11 234V233H10ZM40 234V233H39ZM49 234V233H48ZM21 235V234H20ZM33 235V234H32ZM34 235H36L35 233H34ZM54 235V237H56V234H53ZM88 235V234H87ZM10 236V235H9ZM48 236V235H47ZM113 236H115V235H113ZM14 237H16L17 238V236H16V233H15V236ZM14 237H12V239L14 240ZM18 237H19V235H18ZM21 237H23L22 235H21ZM36 237V236H35ZM38 238L37 239H39V237L40 236H37ZM49 237H50V235H49ZM20 238V237H19ZM25 238H27V237H25ZM30 238V237H29ZM34 238V237H33ZM41 239H42V237H40ZM46 238V237H45ZM48 238V237H47ZM22 239H24V238H21L20 239V241L22 240ZM28 239V238H27ZM37 239H33L34 241L35 240H37ZM43 239H44V237H43ZM42 239V241H44ZM50 239V238H49ZM52 239V238H51ZM55 239V238H54ZM53 239V240H54ZM26 240V239H25ZM32 240V241H33ZM57 240V239H56ZM18 241V240H17ZM19 241V242H20ZM39 240H37V242H38ZM46 241L48 242V240L46 239ZM43 242V243H47V242ZM51 241V240H50ZM49 241V242H50ZM89 241V242H88ZM177 241H179V240H177ZM14 242H16V241H14ZM19 242H17V243H19ZM23 243H24V241H22ZM36 242V241H35ZM34 242V243H35ZM48 242V243H49ZM51 242H53V241H51ZM50 242V243H51ZM70 242H71V240H70ZM26 243V242H25ZM29 243V242H28ZM28 243H27V245H28ZM54 243V242H53ZM53 243H52V245H53ZM62 243V242H61ZM59 244L60 245V248H59V246H58V249L60 250V252H62V251H64V246H63V244ZM180 243V242H179ZM36 244H38V243H36ZM41 244V243H40ZM55 244V243H54ZM57 244V243H56ZM128 244V243H127ZM26 245V244H25ZM24 245V246H25ZM34 245V244H33ZM43 245V244H42ZM44 245H47V244H44ZM51 245V247L50 248H52L53 246ZM114 245V244H113ZM13 246V245H12ZM36 246V245H35ZM34 246V247H35ZM38 246H40V245H38ZM38 246H36V247H38ZM57 246V245H56ZM95 246V245H94ZM244 247L245 246V242L242 240L241 242H240V245H239V247ZM253 246V245H252ZM261 246H262V251H261V247H257V250H259L260 249V251H258V252H255V254H254V256H255V258L257 259V262H256V264H264V241H263V244H261ZM20 247V246H19ZM23 247V246H22ZM36 247H35V251H36ZM73 247V246H72ZM76 247H74V248H76ZM238 247V246H237ZM69 248V247H68ZM145 248V249H144ZM143 249H144V251L147 253V252H149V249H148V247H144ZM176 248V247H175ZM209 248V247H208ZM207 248V249H208ZM224 248V247H223ZM5 249V248H4ZM4 249H1V250H4ZM15 249V248H14ZM56 249V248H55ZM55 249H53L52 251H54ZM57 249V250H58ZM73 249V248H72ZM84 249H87L86 251L84 250ZM173 249H174V247H173ZM176 249H178V248H176ZM184 249V248H183ZM240 249V248H239ZM50 251H51V249H49ZM227 250V249H226ZM243 250V249H242ZM248 250V249H247ZM7 251V250H6ZM38 251H40V250H38ZM48 251V250H47ZM56 251V250H55ZM130 251V250H129ZM128 251V252H129ZM218 251H219V249H218V244H214L210 249H209V251H208V257H212V258H214V259H217V258H219V253H218ZM231 251V250H230ZM240 251V250H239ZM37 252V251H36ZM58 252V251H57ZM97 252V251H96ZM178 252V251H177ZM184 252V251H183ZM186 252V251H185ZM7 253L9 254V252L7 251ZM33 253V252H32ZM52 253V252H51ZM71 253V252H70ZM127 253V252H126ZM131 253V252H130ZM174 253V252H173ZM181 253V252H180ZM179 253V254H180ZM189 253V252H188ZM191 253V252H190ZM228 253V252H227ZM230 253V252H229ZM14 254V253H13ZM66 254H68V253H66ZM98 254V253H97ZM123 254H125V253H123ZM122 254V255H123ZM182 254V253H181ZM184 254V253H183ZM1 255V254H0ZM57 255V254H56ZM61 255V254H60ZM71 255V254H70ZM221 255V254H220ZM230 255V254H229ZM2 256H4L3 254H2ZM182 256V255H181ZM228 256V255H227ZM231 256V255H230ZM5 257V256H4ZM48 257V256H47ZM50 257V256H49ZM53 257H54V254H53V256H52V259H53ZM75 257V258H76ZM111 257V256H110ZM155 256H153V255H151V258H152V260H153V258H154ZM186 257V256H185ZM221 257V256H220ZM35 258H37V257H35ZM59 258V257H58ZM157 258V257H156ZM183 258H184V256H183ZM195 258V257H194ZM197 258V257H196ZM55 259H56V256H55ZM60 259V258H59ZM110 259H112V258H110ZM158 259V258H157ZM156 259V260H157ZM187 260H188V258H186ZM220 259H222V258H220ZM227 259V258H226ZM45 260V259H44ZM62 260V259H61ZM165 260V259H164ZM180 260H181V258H180ZM186 260V261H187ZM190 260H191V258H190ZM224 259H222V261H223ZM59 261V260H58ZM122 261V260H121ZM150 261H151V259H150ZM214 261H217V260H214ZM226 261H228V260H226ZM236 261L237 262H239L238 264H246V261L242 258V256H241V254H238V256H236ZM1 262V261H0ZM107 262V261H106ZM124 262V263H123ZM191 262V261H190ZM39 263H41V262H39ZM109 263H111V262H109ZM113 263H114V261H113ZM121 264H127V262H125V259H123V261L122 262H120ZM171 263H172V261H171ZM171 263H168V264H171ZM232 263V262H231ZM97 264H102V262H99V263H97ZM218 264V263H217Z\"/></svg>",
  "mask_w": 264,
  "mask_h": 264
}]
</instances>
